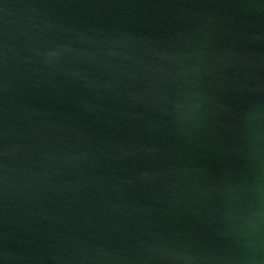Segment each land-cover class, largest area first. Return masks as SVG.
Listing matches in <instances>:
<instances>
[{
  "label": "water",
  "instance_id": "1",
  "mask_svg": "<svg viewBox=\"0 0 264 264\" xmlns=\"http://www.w3.org/2000/svg\"><path fill=\"white\" fill-rule=\"evenodd\" d=\"M0 264H264V0H0Z\"/></svg>",
  "mask_w": 264,
  "mask_h": 264
}]
</instances>
